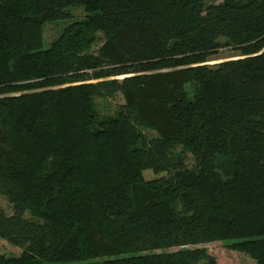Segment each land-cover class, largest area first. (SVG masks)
<instances>
[{
    "label": "trees",
    "instance_id": "16d2710c",
    "mask_svg": "<svg viewBox=\"0 0 264 264\" xmlns=\"http://www.w3.org/2000/svg\"><path fill=\"white\" fill-rule=\"evenodd\" d=\"M217 1L0 0V264H264V0Z\"/></svg>",
    "mask_w": 264,
    "mask_h": 264
},
{
    "label": "rangeland",
    "instance_id": "374dc122",
    "mask_svg": "<svg viewBox=\"0 0 264 264\" xmlns=\"http://www.w3.org/2000/svg\"><path fill=\"white\" fill-rule=\"evenodd\" d=\"M225 0H219L217 3H222ZM234 1H246V0H234ZM68 12L70 13L71 19L70 20H62L56 21L47 24L45 28V44L44 48L47 49L55 39H57L62 31L69 25L74 22H81L86 19L87 12L84 7L81 6H73L71 7ZM101 37V35H100ZM102 42H98L92 49L93 53H97L101 47ZM237 55L230 49H224L219 52V55L215 58L216 61H211L209 65H214L218 62H222L223 60L232 59L234 56ZM119 80L123 79V77H119ZM195 89L194 84H190L188 86L189 93H193ZM125 104V98L123 94H116L113 97L109 98H99L97 99V105L102 117H113L118 112V109ZM141 130H144L140 127ZM146 131V130H144ZM149 131V130H148ZM149 137L157 136L153 131H146ZM180 153V149L177 150L173 155L172 158L176 159ZM187 165L192 168L194 166V162L192 156L188 154ZM166 176V175H162ZM144 177L146 180L157 179L160 176H156L152 173V171L144 172ZM2 206L6 210L7 214H12V206L8 204L6 199H2ZM232 245V242H212L208 244H204L199 246L198 248L207 249L210 255L214 256L217 259L218 264H256V262L247 254L239 253L232 251L229 246ZM193 247H186V248H174L168 250V252H178L181 250L192 249ZM0 253L5 255L6 257H20L22 255V251L14 246L9 245L8 243L2 241L0 239Z\"/></svg>",
    "mask_w": 264,
    "mask_h": 264
}]
</instances>
